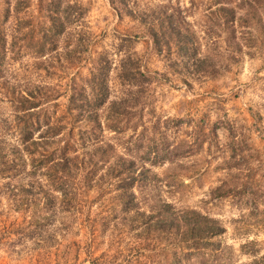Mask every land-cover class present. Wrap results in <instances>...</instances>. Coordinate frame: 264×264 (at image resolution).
<instances>
[{
	"label": "rangeland",
	"instance_id": "obj_1",
	"mask_svg": "<svg viewBox=\"0 0 264 264\" xmlns=\"http://www.w3.org/2000/svg\"><path fill=\"white\" fill-rule=\"evenodd\" d=\"M91 72L113 156L83 176L34 169L20 95L34 138L77 130L68 97L91 95ZM123 168L149 170L129 185L140 208L217 219L234 262L245 243L264 253V0H0V264H166L117 205Z\"/></svg>",
	"mask_w": 264,
	"mask_h": 264
},
{
	"label": "trees",
	"instance_id": "obj_2",
	"mask_svg": "<svg viewBox=\"0 0 264 264\" xmlns=\"http://www.w3.org/2000/svg\"><path fill=\"white\" fill-rule=\"evenodd\" d=\"M219 9L227 8L221 6ZM53 20L55 21L54 18ZM52 24L54 22L51 26ZM91 76V82H94L90 87L91 95H86L82 86L81 91L72 93L68 97L65 112L78 121L80 125L77 130L70 128L64 133L63 124L55 126L46 124L48 126L44 131L39 132L34 138L35 130H38L39 126L38 121L32 119L29 112L38 106L36 102H32V99L34 101L36 98L20 95V98H24L22 103L23 101L24 104L27 103L22 109L25 117L19 124L20 140L25 143V149L30 155L38 151L39 147L45 149V153L39 152L37 158L31 157V165L34 169L43 168L48 171L47 173L56 174L59 178L71 174L83 176L96 172L100 162L106 163L113 156L114 145L104 139L101 114L93 108L94 105H99L105 100L104 89L101 86L99 90L102 92H96L98 81L92 72ZM99 81L103 83L105 80L99 79ZM72 108L75 110L74 113ZM113 125L108 124L111 131L118 128ZM51 145L54 146L48 151L47 148ZM30 146H34L33 150L29 148ZM120 159L126 160L123 157ZM121 165L119 161L118 166ZM148 172V168L136 172L119 169L114 177H119V182L123 183H120L121 189L118 185V192L114 197L127 219L139 224V232L150 235L160 245L159 250L167 255L166 264H264V253L260 254L253 248H246V243L242 247L245 246V250L249 249L247 251L252 254V258L246 262H234L231 249L219 239L225 228L211 216L195 209L177 210L169 202L160 199L155 201L156 204H148L150 205L148 209L140 208L137 194L129 185L136 183L141 189L144 188L145 184L151 182L147 176ZM142 196L148 197L146 193ZM249 244L253 245L254 241H250Z\"/></svg>",
	"mask_w": 264,
	"mask_h": 264
}]
</instances>
